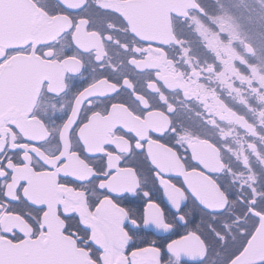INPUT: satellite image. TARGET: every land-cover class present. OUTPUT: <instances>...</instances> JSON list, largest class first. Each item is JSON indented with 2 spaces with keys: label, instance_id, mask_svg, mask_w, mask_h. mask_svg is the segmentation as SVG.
<instances>
[{
  "label": "snow or ice",
  "instance_id": "6c2138e0",
  "mask_svg": "<svg viewBox=\"0 0 264 264\" xmlns=\"http://www.w3.org/2000/svg\"><path fill=\"white\" fill-rule=\"evenodd\" d=\"M0 264H264V0H0Z\"/></svg>",
  "mask_w": 264,
  "mask_h": 264
}]
</instances>
